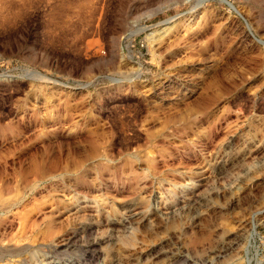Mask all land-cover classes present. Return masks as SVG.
Listing matches in <instances>:
<instances>
[{
  "label": "rangeland",
  "instance_id": "obj_1",
  "mask_svg": "<svg viewBox=\"0 0 264 264\" xmlns=\"http://www.w3.org/2000/svg\"><path fill=\"white\" fill-rule=\"evenodd\" d=\"M228 1L0 0V264H264V0Z\"/></svg>",
  "mask_w": 264,
  "mask_h": 264
},
{
  "label": "bare ground",
  "instance_id": "obj_2",
  "mask_svg": "<svg viewBox=\"0 0 264 264\" xmlns=\"http://www.w3.org/2000/svg\"><path fill=\"white\" fill-rule=\"evenodd\" d=\"M222 1L230 3L228 0ZM15 6L17 5L13 2L5 3L4 5L0 6V25L8 26L13 23L14 18L17 17L19 13L14 10Z\"/></svg>",
  "mask_w": 264,
  "mask_h": 264
},
{
  "label": "water",
  "instance_id": "obj_3",
  "mask_svg": "<svg viewBox=\"0 0 264 264\" xmlns=\"http://www.w3.org/2000/svg\"><path fill=\"white\" fill-rule=\"evenodd\" d=\"M234 11H236L235 9H234ZM237 12V11H236ZM238 13V12H237ZM260 42H262V43H264L263 41H260Z\"/></svg>",
  "mask_w": 264,
  "mask_h": 264
}]
</instances>
